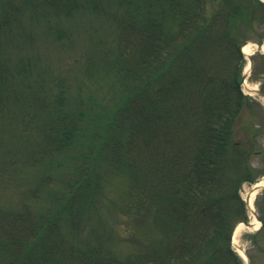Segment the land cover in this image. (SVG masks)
Returning <instances> with one entry per match:
<instances>
[{"label":"trees","instance_id":"1","mask_svg":"<svg viewBox=\"0 0 264 264\" xmlns=\"http://www.w3.org/2000/svg\"><path fill=\"white\" fill-rule=\"evenodd\" d=\"M84 12L106 17L111 31L83 69L107 79L101 110L94 96L73 106L61 86L33 85L23 54L8 59L30 24L52 35L50 14ZM263 39L261 0H0V264H243L230 233L247 219L240 186L256 176L233 131L257 103L241 90V45ZM26 121L31 141L8 128ZM53 152L69 157L72 175L37 171L25 185L36 163L51 169ZM108 170L127 182L123 215L150 228L124 261L101 235L76 244L65 233L84 234ZM16 180L25 186L14 207L6 190ZM262 213L247 235L261 252Z\"/></svg>","mask_w":264,"mask_h":264},{"label":"rangeland","instance_id":"2","mask_svg":"<svg viewBox=\"0 0 264 264\" xmlns=\"http://www.w3.org/2000/svg\"><path fill=\"white\" fill-rule=\"evenodd\" d=\"M108 22L109 20L103 15L99 16L90 12L74 14L68 17L50 14L49 27L52 35L41 28L37 31V27L34 29L32 27L33 25L30 24L27 27L28 29L20 37L15 38V46H11L14 54L9 53L8 59L10 62H16L18 59L16 55L23 54L22 56L25 60L24 69L27 75L30 76L33 85H37L39 81L36 79H38L40 81L42 80V82H51L54 87L61 86L68 92L69 101L73 106L79 103H85L87 101L86 98L94 96L97 103L99 102L98 109L101 110L103 105L107 104V106H110L108 102L104 103L106 102L105 95H107L105 87L106 83H108L107 79H105V76L101 78L100 73H96L93 78L89 79L83 75V69L85 68L86 62L85 57L94 51L93 46L97 49L101 48L103 47V43L108 40L111 34ZM257 28L259 29V27ZM30 32L32 33L30 35L33 38L32 42H29ZM99 39L103 41L100 42V46L96 47L98 44H94V41ZM252 51H255V49ZM253 72L256 75L255 77L253 76L254 78L249 79L248 77L245 79V85L243 84L242 87L245 92H247V86L254 88L260 87L259 81L261 79L259 78L263 76L264 58L258 54L255 55V68ZM77 90L78 93L76 94ZM252 106V109L249 107L243 109L237 125L234 128L233 138L239 141L245 149H251L252 154L250 155L249 163L254 171L253 175L258 178L264 173V98H257V103ZM11 125L8 128L14 129L16 136L24 138L23 141H31L33 139L31 134L33 132L35 133V127L29 121L12 123ZM21 131L26 132L21 133ZM8 132L12 133V131ZM17 138L16 142H18ZM24 143L16 144L22 145ZM51 157L52 159L48 161H52L50 170L44 167L43 164L39 165L36 163L33 166L34 168L31 167L32 169L25 173V185H33L35 181L33 178L37 175V171H48L56 181L61 180L67 174L72 175L69 169L71 160L67 155L60 152H53ZM19 185V181L16 180L15 184L13 186L10 184L6 190L10 192V200H13L11 206L14 207L19 205L17 200H20V198L15 197L18 189L24 188L23 186H25ZM249 188L250 185L248 183L241 184L239 196L245 198ZM43 192L45 193V190ZM43 192L42 190L40 191L41 197L43 195L45 196ZM127 194V182L124 177L116 175L110 170L104 172L102 174L99 193L96 194L97 202L84 215L86 218V221L83 222L86 226L84 234L78 237L71 236L67 232L65 233L71 239H74L73 241H77L76 244H81L80 242L83 243L85 241L91 242L95 235H101L102 237L100 239L107 244V247L113 251V254L118 259L124 261L129 250L138 247L136 244L143 240L144 235H147L150 229L143 228L145 230L140 231L138 228L142 225L130 222L123 215L124 206L128 201ZM3 201H6V199ZM255 201L257 204L255 202L253 205L256 204L257 207L255 205L254 208H259L264 211L262 197L260 195L257 196ZM38 207L32 206V209L38 210ZM260 210L258 213L262 215L263 213ZM249 219H251L250 214ZM61 229L64 231L62 226L60 227ZM254 231L253 228L248 229L243 227L237 236V244L244 250L252 247L249 240L245 237V234L255 233ZM132 237L134 238L132 239ZM135 238L138 240L136 243H133ZM256 241L264 248V230L258 233ZM234 248L236 250L237 245H234ZM249 256L251 258V264H264V251L261 252L258 249H252L249 252Z\"/></svg>","mask_w":264,"mask_h":264},{"label":"water","instance_id":"3","mask_svg":"<svg viewBox=\"0 0 264 264\" xmlns=\"http://www.w3.org/2000/svg\"><path fill=\"white\" fill-rule=\"evenodd\" d=\"M246 43H248V42H246ZM249 43L256 45V50L261 52V53H264V45H262L261 43H258L256 41H250ZM243 53L246 55V57L249 60V66H248V71L244 72L242 74V79H241V83L242 84H244L245 79L249 76L250 70L252 69V66H253V63H254L253 62V58L251 57V54L245 53L244 51H243ZM246 88H247V90H249V92L254 93V94H256V95H258L260 97H264V91L260 90L259 88H255V89H250L248 87H246ZM263 188H264V186H261V185H255L254 187H252V189L250 190L249 194L246 196V199H245L246 205H248V203H249V198H250L251 193L254 192V191H260ZM252 213L255 215V218L258 219V215H257L256 211H254V209L252 210ZM239 223L240 222H237L235 224V226L233 228V231H232V234H234V231L236 230V227L238 226ZM242 223L246 227H253L254 226L253 223L250 222V221H243ZM246 264H250V262H249V260L247 258H246Z\"/></svg>","mask_w":264,"mask_h":264},{"label":"bare ground","instance_id":"4","mask_svg":"<svg viewBox=\"0 0 264 264\" xmlns=\"http://www.w3.org/2000/svg\"><path fill=\"white\" fill-rule=\"evenodd\" d=\"M253 47H254V45H253ZM252 50H253L252 45H245V46L243 47V51H244L245 53H251ZM250 89H253V87H250ZM258 183H259V185H264V177H262L261 180H260ZM255 193H256V192H252L251 197H250V199H249V204H248V205H249V208H250V211H251V212H250L251 221H252V223H253V225H254L253 227H249L250 229H252V228H254V227H258V224H259V222L256 220L255 216L252 214V210H251L252 207H253V198H254ZM243 227L246 228L242 223H240V224L238 225V227H237V229H236V231H235L234 237H233V241H234L235 243H237V236H238L239 233L242 231ZM237 251H238V253H240L244 258H246L245 254H244V251H243L242 249L237 248Z\"/></svg>","mask_w":264,"mask_h":264}]
</instances>
